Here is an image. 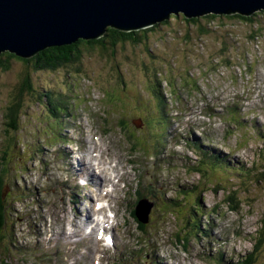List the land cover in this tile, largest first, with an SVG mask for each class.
I'll return each mask as SVG.
<instances>
[{
	"label": "rangeland",
	"instance_id": "obj_1",
	"mask_svg": "<svg viewBox=\"0 0 264 264\" xmlns=\"http://www.w3.org/2000/svg\"><path fill=\"white\" fill-rule=\"evenodd\" d=\"M255 12L246 15H253L254 23L214 19L206 34L171 18L138 29L139 42L119 41L114 47L105 40L93 48L82 46L79 59L57 69L31 68L34 88L61 94L67 108L59 107L55 116L45 98L25 93L17 129L8 126L5 115L26 64L13 59L8 70L0 68L1 199L8 185L6 203L19 210L4 209L0 264H26L25 250L45 251L49 230L32 235L17 216L35 213L42 195L53 220L59 203H50L56 199L48 194L50 187L59 190L69 183V215L90 209L92 189L80 186L75 193L70 186L77 181L68 179L83 172L72 165L71 154L80 148L76 154L88 165L95 145L103 156L108 152L109 169L127 186L139 185L141 197L152 205L144 221L147 231H140L126 211L127 205L135 208L138 195L123 182L118 221L129 235L119 228V248L110 251L106 264H215L219 253L226 261L250 253L258 238L262 243L254 264H264V10ZM160 116L167 121L158 133L154 121ZM216 156L221 161L214 164ZM232 190L240 202L234 211L224 201ZM194 207L197 219L189 223L187 213ZM58 219L67 221L68 214L59 213ZM196 220L201 231L192 224ZM11 240L15 246L7 255ZM154 245L157 257L151 252ZM49 250L57 258L59 253ZM124 255L128 261L119 259ZM58 257L55 262L65 264Z\"/></svg>",
	"mask_w": 264,
	"mask_h": 264
},
{
	"label": "water",
	"instance_id": "obj_2",
	"mask_svg": "<svg viewBox=\"0 0 264 264\" xmlns=\"http://www.w3.org/2000/svg\"><path fill=\"white\" fill-rule=\"evenodd\" d=\"M264 10V0H0V53L22 57L76 40L95 39L108 26L131 31L150 26L174 13L251 15ZM6 193H4L5 196ZM137 213L147 220L152 207Z\"/></svg>",
	"mask_w": 264,
	"mask_h": 264
},
{
	"label": "trees",
	"instance_id": "obj_3",
	"mask_svg": "<svg viewBox=\"0 0 264 264\" xmlns=\"http://www.w3.org/2000/svg\"><path fill=\"white\" fill-rule=\"evenodd\" d=\"M263 12V10L259 11ZM259 12H255L254 15H258ZM222 17H228V18H238L241 21L247 22V23H254V16H246L239 13H232V14H208L201 17H192L187 18L183 13H174L171 14L167 19L161 21L163 23H167L171 18H182L184 22L189 23L190 26L197 27L199 32L201 34H206L210 32V28L207 27L209 22H214V19H220ZM203 20L206 21V25L203 23ZM170 22V21H169ZM215 24V23H214ZM149 29V28H147ZM144 29V30H147ZM139 30H132V31H123L116 28H113L111 26H108L106 28L105 34L96 39H78L75 42L69 44V45H63V46H53L48 47L46 49L40 50L36 53H34L32 56L28 57H22L15 53H12L10 51H4L0 53V68L3 70H8L11 65V60L18 59L22 60L26 66V71L19 82V86L17 88L15 99L12 100L9 105L7 106V114L5 115L8 122V126L12 129H17V121L20 118V110L22 107V100L23 95L25 93H32L35 98H38L39 96H42L41 98H45L46 104L48 103L49 107H51V112L54 113V115H57L58 108L62 107L63 110L67 108L65 100L61 99L62 95L55 94L54 92H41L39 89H35L34 85L32 84V79L29 74V70L32 68L34 70H40V69H57L63 65L69 64L71 62H75L77 59L81 56V47L86 46L93 48L96 44H102L105 40L112 46H116L117 42H126V41H133V42H139V36H138ZM253 37V36H252ZM102 42V43H101ZM156 90V88H154ZM156 96L160 99L159 95L156 94ZM40 98V97H39ZM38 98V99H39ZM196 145L198 143H195ZM263 174V173H262ZM235 190L230 191L224 198V201L228 202L231 210H238L239 209V199L235 198L234 192ZM231 200L234 202V204L231 205ZM3 200L1 199V184H0V229L3 228L5 224V217H4V205ZM198 208L194 207L191 209V211L188 213V222L190 221V217L195 215V212H197ZM133 219L137 223L138 228H140V231H145L147 229L146 225L143 224L141 221L138 220L135 214H133ZM264 221V220H263ZM264 223V222H263ZM196 226V224H193ZM262 238H258L257 242L254 243L253 250L244 255V257L241 260V263L239 264H254L255 262V256L254 253L258 252L260 248V244L262 243Z\"/></svg>",
	"mask_w": 264,
	"mask_h": 264
},
{
	"label": "bare ground",
	"instance_id": "obj_4",
	"mask_svg": "<svg viewBox=\"0 0 264 264\" xmlns=\"http://www.w3.org/2000/svg\"><path fill=\"white\" fill-rule=\"evenodd\" d=\"M72 157H73L72 161H73V164H74L73 166L76 169H80L81 171H83V172L79 173V177L84 180V183H89L90 182L92 184V186H93L92 191L90 190V198L92 200H94L97 197L98 198L100 197L97 205L103 207V208H101L102 209L101 212H104V211L105 212H109V213L114 212L117 215L119 209H121V207H122V204L119 203V202L116 203V202H114L112 200L109 203H104L103 199L101 198L102 197L101 196L102 189L105 186L109 185L110 183L112 184V187H113V190H112V192L110 194L111 196H112V193H113L114 190H121V188L116 186V182H115L116 180L115 179L117 177V174H116V171L114 170V168H110L108 170V169L103 168V167H98V166H96L98 164L97 161L94 162V160L91 161L89 159H88L89 164L86 165L84 159L81 156H77L76 151H75V153L73 154ZM96 159L98 160V158H96ZM130 160L132 162H135L136 159L135 158H131ZM110 163L111 162H109L108 164H110ZM85 167H86V169H88V172H86V173H84ZM77 177H78V175L75 177V173H74V177L72 178V180L77 181ZM120 178H121V175H120ZM85 180H87V181H85ZM124 185L127 186V184H124ZM68 189H69V185H65V184H63V186H61V188L59 190H56L54 187H50V192L53 193L54 196H56V199H53L50 203H53V202L59 203V206L53 211V213L55 214V216H54L55 220H53V222L55 224V228H58L60 230V232H61V233H59L61 235H57V238L59 236L65 235L68 230H70V232H72L73 234L80 235L78 229H80V227H83V223L79 222L78 218L80 216L86 217L88 214H89L88 215L89 216L88 220H85V222L87 224H89L91 231L94 232L97 229V226L99 225V223L90 222L89 221V218L91 216V213L89 212V209L86 211V213L84 211L77 210L76 216H74V214L71 216L67 212V205L65 203V195H66ZM126 189H127V191L130 194L135 195L137 193V195L139 197L140 193L137 192L135 188L134 189L132 188V184L128 185ZM39 194H40V191H39ZM92 195H93V197H92ZM138 197L136 199H138ZM6 199L7 198L4 197V200H3L4 201L3 205H4V209L5 210L11 212L12 210L14 211L15 209H17V211H19L18 208L15 206V204L11 205V204L6 203ZM77 202L78 201L76 199L75 200H71V203L73 205H76ZM32 203L37 204V202L33 201V200H32ZM38 204H39V207L35 211V213L37 214V217H35L33 215V214H35L34 211H31L30 213H28L27 216H23L24 215L23 213L18 212L19 216H17L18 219L20 221H22L24 225H28L29 227H31L32 225H34L37 222H40L39 223V227H38V231L36 230V233H39L40 231H42V230L47 228L45 226L44 222L47 219L46 223H50L49 214H51V212H52V210L49 207L45 208L46 201H45V199L43 198L42 195H39V197H38ZM6 206H7V209H6ZM146 206H147L146 203L141 202L139 208H142V210L145 211L147 209ZM127 208H126V211L133 216V214H134V211H132L133 206H132V208H130V205H127ZM93 211H95V210H93ZM59 213L68 214L67 221H64V222L61 223L60 219H58L59 218ZM47 216H48V218H47ZM4 217L6 219L5 213H4ZM3 227H5V224H4ZM123 227L124 226L121 225V228H122V230H121V228L119 226V228H120V230L122 232V235L128 236L129 233L126 231V229H123ZM6 228H7V225H6ZM119 228L113 230L112 233H117V235H118ZM99 229H98V231H99ZM13 232L16 233V230H15L14 226H13ZM179 233H180V231H179ZM66 235H69V234H66ZM107 235H110V231L107 232ZM186 240H188V238ZM41 241L42 240L40 238V242ZM188 243H189V241H188ZM156 249H157L156 245H154L153 249L151 250V252L153 253V255L155 257L158 256L157 255L158 251ZM49 251H51V249Z\"/></svg>",
	"mask_w": 264,
	"mask_h": 264
}]
</instances>
